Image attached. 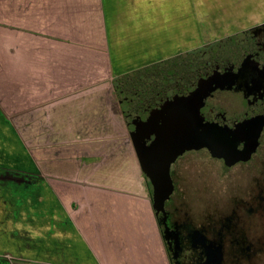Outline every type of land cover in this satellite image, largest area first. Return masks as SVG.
<instances>
[{
    "label": "crops",
    "instance_id": "crops-1",
    "mask_svg": "<svg viewBox=\"0 0 264 264\" xmlns=\"http://www.w3.org/2000/svg\"><path fill=\"white\" fill-rule=\"evenodd\" d=\"M255 2L0 0V234L10 248L0 252L10 264H120L92 249L104 236L128 237L144 255L132 264H169L113 79L179 54L177 41L200 40L202 25H220L219 37L260 18ZM100 248L116 254L111 240Z\"/></svg>",
    "mask_w": 264,
    "mask_h": 264
},
{
    "label": "flooded vegetation",
    "instance_id": "flooded-vegetation-1",
    "mask_svg": "<svg viewBox=\"0 0 264 264\" xmlns=\"http://www.w3.org/2000/svg\"><path fill=\"white\" fill-rule=\"evenodd\" d=\"M206 45L243 68L199 109L213 130H230L228 149L241 154L225 160L201 147L178 156L163 213L154 212L158 231L169 264H264V16Z\"/></svg>",
    "mask_w": 264,
    "mask_h": 264
},
{
    "label": "water",
    "instance_id": "water-1",
    "mask_svg": "<svg viewBox=\"0 0 264 264\" xmlns=\"http://www.w3.org/2000/svg\"><path fill=\"white\" fill-rule=\"evenodd\" d=\"M215 50L211 47L199 55L194 51L179 53L124 74H152L157 81L155 86L166 93L159 103L145 111L138 125L128 128L140 169L152 185L155 214L163 213V202L171 190L170 165L185 151L205 147L225 160L241 154L228 149L230 130H213L212 122L199 112L209 92L231 87L243 70L234 54H219ZM169 61L176 62V66L181 62L180 69L175 70L174 62ZM185 61L188 64L184 66ZM156 74L160 77L156 78Z\"/></svg>",
    "mask_w": 264,
    "mask_h": 264
},
{
    "label": "rangeland",
    "instance_id": "rangeland-1",
    "mask_svg": "<svg viewBox=\"0 0 264 264\" xmlns=\"http://www.w3.org/2000/svg\"><path fill=\"white\" fill-rule=\"evenodd\" d=\"M235 5L236 4L233 5L234 9L237 8ZM263 5H264L263 0H260V4H258V5H257V2H255V7L258 8V14H260V17L264 16V6ZM250 18L251 17H249L248 19H250ZM246 24H248L247 21H245L243 25H246ZM220 29H222V28H220V25L214 24V23H211L207 28H205V26L202 25V37H200V40H179V41H177V44H176V47L177 48L176 49H179V51H180L178 53H183V52L186 53V52H189V54H191L190 52L194 51L196 55H199V53L203 52V50H209L211 47L206 48V49H203V48H205L207 46L206 43L212 42L214 40V38L217 37V35H219ZM223 29H224L223 32L226 33V34L227 33H230V32H232V31L235 30V28L233 30L232 28H228L227 26H225ZM195 45H197V46H195ZM168 46L171 47V40H169V45ZM201 49H202V51H200ZM174 61H176V60H174ZM174 61H169L168 63H171V62H174ZM187 64L188 63L185 61L184 66L187 65ZM180 66H181V62H179L177 64V66H176V62H174L175 70L176 69H180ZM131 74H133V75H131ZM139 74H144V73H139ZM139 74H137V73L136 74L135 73H130L131 76H129V79L127 78L128 81L133 80L134 79L133 77L134 76H138ZM175 75H176V73H175ZM131 77H132V79H131ZM145 77H146V79H145L144 82H147L148 83L150 81L149 86L151 88L149 87V90H152V92H153L152 93L153 95H151L150 98L151 97H156V95H157V98L160 99L161 96H163V95L166 94V93L164 94L163 90L160 92V88L159 87L157 89H155L156 88V86H155L156 84L154 85L155 78L153 77L152 74H149V75L148 74L147 75L145 74L144 78ZM155 77L157 78V77H160V76H158L156 74ZM161 78H162V75H161ZM151 81H153V82L151 83ZM113 84H114V81H113ZM165 87H164V89H165ZM156 91L159 92V94H157ZM131 97H133L134 99H135V97H137V98L139 97L140 99L141 98H144V96L141 95V93H139V91H137V90H134V92L131 91ZM165 98H166V96H164V99ZM145 105H147V104H145ZM145 105L142 106V107H145ZM128 119L133 123V120L136 119V118L133 115L132 116L129 115V118ZM144 177H145V175H144ZM145 180L147 182L148 179L145 177ZM103 231L104 230H102L101 232H103ZM91 238H92V240L90 239L91 240L90 245H91V247H92V249L94 251H97L95 253L98 256H100L101 259L105 255H108L110 257V260H113V256H114L115 257V260L117 261V263L120 262V264H128V262H130L132 264L133 257L134 256H138L137 258L144 256L142 253L141 254L134 253V250L133 249L135 248V246H134L133 243H130V241L127 239L128 237H120V236H118V237H116V236L108 237L107 236L105 238V236H104V237H91ZM3 239H6V237L1 236V234H0V247L2 248V249H0V251L3 250V249H10L9 247L5 246L7 244L6 243H3L4 242ZM12 239H14V238H12ZM104 239L105 240H108V241L111 240L112 242H114L116 254H109V253H105L104 254V253L101 252L100 246L102 244V240H104ZM124 241H126L127 243H124ZM36 245H37V242H36ZM119 252H121V253H119ZM2 255L4 256V255H7V254L6 253H3V252H0V256H2ZM31 255H32L31 257L43 258V257H46L48 254L33 252ZM4 264H10V263H4Z\"/></svg>",
    "mask_w": 264,
    "mask_h": 264
},
{
    "label": "trees",
    "instance_id": "trees-1",
    "mask_svg": "<svg viewBox=\"0 0 264 264\" xmlns=\"http://www.w3.org/2000/svg\"><path fill=\"white\" fill-rule=\"evenodd\" d=\"M131 75L129 74V75L115 76L113 81H114L115 95L119 101L126 125L128 128L133 129L136 125H138L137 122H139V118L141 119L143 117V115L145 114V111L152 104L159 103L160 99L157 98V95L156 97L150 98V96L153 94H149V93H153V92L152 90H149L150 81L148 83L144 82L146 79V77L144 78L145 74H142L143 77L141 75L134 76L133 80L128 81L129 76ZM152 82L153 81H151V83ZM156 83L157 81L155 80L154 85ZM155 89H157V87ZM134 90L139 91V93H141V95H143L144 98L140 99L139 97L138 98L135 97L134 99L133 97H131V91L134 92ZM156 93L159 94V92L157 91ZM144 105L145 107H142ZM129 115L131 116L133 115L136 118L133 120V123L128 119Z\"/></svg>",
    "mask_w": 264,
    "mask_h": 264
}]
</instances>
